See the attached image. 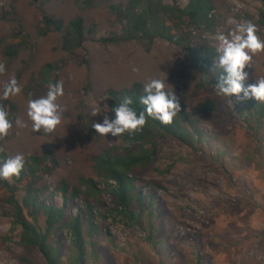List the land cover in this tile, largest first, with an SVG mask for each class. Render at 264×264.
Wrapping results in <instances>:
<instances>
[{"label":"rangeland","instance_id":"374dc122","mask_svg":"<svg viewBox=\"0 0 264 264\" xmlns=\"http://www.w3.org/2000/svg\"><path fill=\"white\" fill-rule=\"evenodd\" d=\"M127 1L111 3L125 5ZM100 2L99 7L82 13L76 9L75 0H0V62L6 69L0 75V89L13 75L22 89L18 96L7 100L15 106L10 119L13 127L0 140V154L8 158L20 153L26 160L53 153L56 167L37 188L47 189L43 193L46 205L62 206L61 198H50V193L61 182L79 188L80 179L98 182L93 173L94 158L120 145L117 137L100 136L94 129L89 133L85 128L88 123L103 122V114L91 116V110L104 97V91L121 90L135 83L144 87L151 77H167L180 105L209 139L201 145L197 139L193 144L172 137L157 141L155 160L136 185L144 195L151 191L147 183L158 187L155 197L161 209L159 217L152 220V227L146 224L144 229L114 218L97 222L98 258H88V264H264V119L256 125L248 116L254 113L248 103L256 100L238 102L233 97L230 106L213 88L202 87L203 78L187 65L185 52L167 42L158 40L148 50L137 42L101 43V39L120 33L122 25L109 12V0ZM176 2L181 9L188 4V0ZM163 3L172 6L174 1ZM212 5L216 28L203 36L208 46L215 49L218 34L245 21L255 24L257 35L264 39V27L258 23L262 9L259 2L212 0ZM4 6L10 14L6 18ZM44 16L62 20L65 26L81 17L86 31L82 49L64 51V32L40 37L38 30ZM17 28L28 36L27 44L17 58L8 59L4 49L20 41L12 38ZM202 44L198 39L192 42L194 48ZM254 59L255 67L245 69L249 73L246 84L264 77V53ZM63 61L65 65L57 75L64 87V95L58 99L65 109L63 122L51 134L33 132L27 100L47 92L46 85L37 84L42 67ZM54 78L52 75L50 80ZM207 102L215 103L222 113L206 114L202 104ZM17 119L27 126H17ZM24 188L23 184L19 187V201ZM5 198L0 189V264H25L23 258L32 264H47L38 250L21 245V229L13 226V212ZM100 204L98 211L109 206L110 198L101 196ZM71 213L77 215V207ZM39 224L45 228L43 216ZM60 240L67 242L65 232L60 233Z\"/></svg>","mask_w":264,"mask_h":264},{"label":"trees","instance_id":"16d2710c","mask_svg":"<svg viewBox=\"0 0 264 264\" xmlns=\"http://www.w3.org/2000/svg\"><path fill=\"white\" fill-rule=\"evenodd\" d=\"M101 0H75V7L79 12H87L100 6ZM113 0H109L111 3ZM172 6L165 5L163 0H129L125 5L111 3L109 12L115 20L122 25L120 33L113 34L100 42L106 45H119L137 42L147 50L158 40L167 42L181 48L188 60V66L199 73L202 78V87L213 88L219 71H212L217 58L216 50L206 44L203 36L216 28V20L212 15L214 8L212 0H188V4L181 9L176 0ZM262 5L259 11L258 23L264 27V0H255ZM4 17L8 10L4 6ZM93 28L90 30L92 33ZM40 37L51 33H62V48L68 53L82 49L86 39L84 20L76 17L66 26L62 20H55L44 16L38 30ZM18 43L6 46L4 56L8 59L18 57L22 47L27 44L28 36L17 28L12 35ZM198 39L203 44L199 48L192 46L193 40ZM65 62L47 64L40 70L37 83L40 87L49 83L58 82V72ZM182 68V67H181ZM54 75V81L50 77ZM18 81V77L16 78ZM130 96L137 112L144 106L139 98L143 95V87L135 83L121 90L107 89L104 97L109 108L115 106L123 96ZM9 113V119L15 106L9 101L2 102ZM248 113L250 119L259 125L264 119V103L250 101ZM202 110L208 113H222L213 102L202 104ZM110 118L114 113L109 112ZM89 133H93L90 123L85 125ZM167 137L178 138L193 144L197 139L201 145L208 141V136L197 129V123L192 115L181 106V112L169 125H163L157 120L149 118L146 125L132 135L127 133L117 137L119 146H112L103 151L93 160V173L98 182L91 179H80L79 187L61 182L51 197H60L63 204H45L43 193L46 188H37L45 177L49 176L56 162L53 153L43 156H33L25 160V166L20 178H13L11 182L0 179V189L4 190L5 201L13 214V226L21 229L20 243L27 249L38 250L47 264H88V258L97 260V238L99 228L97 222H106L109 218L144 229L146 224L151 225L153 219L159 217L161 212L155 191L158 187L147 183L146 188L151 189L148 194H142L136 182L153 164L157 141ZM7 159L0 154V164ZM144 183V182H143ZM24 185L22 201L17 198L20 185ZM59 195V196H58ZM110 198V204L102 211H98L101 196ZM67 206V207H66ZM77 207L78 214L72 215L71 210ZM45 218V228L39 224V217ZM145 218L148 220L145 222ZM152 227V225H151ZM65 232L67 242L60 240V233ZM67 256L64 262V257ZM25 264H32L21 259Z\"/></svg>","mask_w":264,"mask_h":264},{"label":"clouds","instance_id":"9594fccd","mask_svg":"<svg viewBox=\"0 0 264 264\" xmlns=\"http://www.w3.org/2000/svg\"><path fill=\"white\" fill-rule=\"evenodd\" d=\"M258 28L250 21L235 24L227 33L218 34L215 50L217 58L212 68L213 72L219 71L216 83L212 86L215 94L226 98L230 106H233V97L238 102L255 99L264 103V77L255 78V82L246 84L249 73L246 68L255 67V56L264 53V39L257 35ZM5 64L0 62V75L5 73ZM133 71H137L133 68ZM22 89L15 76H11L2 84L0 89V100H8L16 97ZM64 95L63 81L49 83L45 95L27 100V117L31 121V130L36 133L48 135L53 133L63 122V112L58 99ZM110 99L102 97L92 107L91 116L103 114V122L92 123V128L100 136L111 135L120 137L127 133L129 135L141 130L149 118L159 121L163 125H169L181 112V105L173 86L166 78L151 77L143 87V95L139 102L144 106L142 111L132 106L134 101L130 96H123L114 107L109 108L107 103L100 107L101 102ZM114 113L110 118L107 113ZM9 113L3 103H0V140H4L13 127ZM16 125L26 127L20 119ZM2 151V149H0ZM25 166L23 154L8 157L0 164V179L11 182L13 178L19 179Z\"/></svg>","mask_w":264,"mask_h":264}]
</instances>
